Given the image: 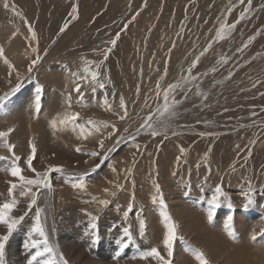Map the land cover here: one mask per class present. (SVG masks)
<instances>
[{"label":"rangeland","instance_id":"374dc122","mask_svg":"<svg viewBox=\"0 0 264 264\" xmlns=\"http://www.w3.org/2000/svg\"><path fill=\"white\" fill-rule=\"evenodd\" d=\"M4 2L0 0V47L7 59L23 76L28 75L26 68L33 56L28 46L37 45V41L31 39L29 24L37 33L43 59L33 70L32 79L24 80L20 90L8 99L5 110L0 112V130L15 128L9 140L16 146V155L22 158V167L30 152L29 141L34 140L38 151L33 166L38 171H44L47 165H62L69 173L89 172L85 191L73 189L65 183L64 177L53 173L54 191L42 193L38 201V206L44 209L41 220L49 242L58 245L68 264H155L151 260L132 259L138 250L153 246L165 253L159 209L151 203L153 180L161 185L168 210L178 225V235L188 245L202 251L208 264H264V237L258 236L255 243L250 239L253 229L259 232L264 227V96L260 95L264 92V0H252L248 16L225 39L216 42L213 38L220 23L235 22L247 0L245 5L239 0H147V6L145 0H7L8 9L3 7ZM74 6L78 7L75 17L72 15ZM229 7L233 9L231 15L227 14ZM65 23L68 27L61 33ZM117 33L120 39L100 69L106 88L97 89L93 94L85 81L82 91L89 107L84 109L75 103L73 93V110L81 113L82 120L114 122L120 129L105 141V149L113 150L109 160L100 164L99 157L90 159L83 151L75 152V147L81 143L76 133L70 130L53 133L49 121L65 111L62 93L66 95L73 87L68 69L82 73L85 66L82 57L100 61L102 56L96 53L110 47L108 41ZM253 36L255 40L244 48ZM202 51L205 55L193 70V75L199 79L182 85L191 89L188 98L185 100L183 92L177 90L176 98L181 104L170 122L168 138L141 133L132 141L129 134L135 133L141 118L149 113L145 100L151 108L156 106L155 85L160 83L164 88L176 83L182 75L187 77V68ZM222 59L227 63H222ZM165 67L168 75L160 81ZM9 71L0 59V95L17 83L13 73L9 84ZM108 77L110 83H107ZM37 83L44 86L38 118L30 109ZM198 92L204 93L207 99ZM105 95L114 109L120 97L125 99L129 110L126 120L120 121L99 107ZM125 128H128L127 133L123 131ZM201 132L213 135H198ZM120 136L125 140L115 144ZM97 139L92 137L84 142V151L98 150ZM133 144H138L139 150ZM180 147H184L187 154L177 165ZM0 157L7 158L0 159V169L8 167L11 157L8 150L0 147ZM97 164L100 167L91 171ZM112 167L119 175L112 172ZM126 168L132 170L127 179ZM24 175L32 177L33 173L26 170ZM205 177L207 183H204ZM10 179L13 178L0 171V202L8 199L7 181ZM109 181L123 184L124 190H116ZM248 181H251L253 202L245 208L247 198L243 193L249 191ZM189 183L191 192L185 194ZM217 187L222 188L225 195L221 196V207L215 210L209 222L207 201L216 194ZM105 188L116 191L117 195L106 194ZM133 192L134 212L143 208L147 228L144 237H140L138 221L134 214L130 215L127 223L132 226L135 243L121 251L117 241L127 226L122 214ZM93 197L107 199L110 203L107 207L84 203ZM225 197L230 198L233 208L228 207ZM27 204V199L20 198L13 214L24 215ZM85 211L99 217L100 239L95 245L92 235L86 234L91 231V221ZM228 215L234 216V239L224 229ZM34 223L35 208L9 240L8 264H28L31 254L24 245ZM4 233L5 229L0 227V234ZM172 261L173 264L186 261L198 264L187 245L179 240Z\"/></svg>","mask_w":264,"mask_h":264},{"label":"snow or ice","instance_id":"6c2138e0","mask_svg":"<svg viewBox=\"0 0 264 264\" xmlns=\"http://www.w3.org/2000/svg\"><path fill=\"white\" fill-rule=\"evenodd\" d=\"M241 5H245V0H239ZM145 6H147V0H145ZM3 7L5 9L9 8V3L5 0ZM264 7V5H262ZM15 9L13 8V11ZM252 10V0H247L245 9L241 11L239 18L232 23L228 21H223L220 23L219 28L215 32V36L213 38V42L221 41L226 38L232 31H234L241 21H243ZM233 9L231 7L228 8L227 14L231 15ZM78 12V7L74 6L72 8V15L75 17ZM19 15V13H17ZM139 15V13H137ZM68 27V24L65 23L64 27L60 29V32L63 33L65 29ZM28 31L31 33V39L37 41V45L33 46L29 44L28 47L31 48L33 56L29 59V63L27 65L26 71L28 75L23 76L19 70L7 59L5 56V51L3 47H0V59H3L4 64L8 66L10 71L8 72V82L11 84V78L13 73L15 74L17 83L14 87L11 88L10 91L3 93L0 95V112L5 110V105L8 99L15 95L21 88L25 79L31 80L33 70L36 68L38 64H40L43 56L39 52L38 48V39L37 33L32 28L31 24L28 25ZM259 35V33H257ZM255 36L251 37L248 43L244 44V48H247L249 44L255 40ZM120 39V34L117 33L116 36L108 41L110 47L105 49H100L97 52V55L102 56L100 61L88 60L87 58L82 57V62L85 65L83 68V72H75L73 73L70 69L69 77L70 81L73 85L71 91H67L66 95L62 93L64 96V108L65 111L63 113H57L50 121L49 126L53 130V133L61 130H70L73 133H76V138L81 143H79L75 147L76 153L84 152L90 159L99 157L100 164H103L105 161L109 160V154L112 152V148L105 149V141L111 139L120 129L117 127L116 123L109 121H100L94 119H81V113L79 111H74V101H73V93L76 94L75 103L79 105L82 109L88 108L89 104L85 101V93L82 91L84 87V82L90 85V91L95 94L97 89H105L106 82L101 79L100 69L104 65V63L108 60L109 55L112 53L113 49L116 47L117 42ZM175 47V45H173ZM212 44H208V48L210 49ZM242 50V49H241ZM44 55H47L45 52ZM205 55V52H200L199 56L195 57L194 60L190 63L187 68V77L183 75L180 77L176 83H170L166 85L164 88L161 87L160 83L155 85V98L154 103L156 104L155 108H151L148 105L147 100H145V107L149 108V113L142 117V122L136 128L134 134H129L130 139L135 141L137 136L141 133H147L152 137L162 136L165 139L168 138V130L170 127V122L172 119L176 117V109L180 106L181 101L176 98L177 90L183 92L184 99L188 98L187 93L191 91L190 88H182V85L185 83H191L199 79L198 76L193 75V70L196 69L200 63L201 57ZM170 59V54H169ZM222 63H227L226 59L221 60ZM161 72L160 69L157 70ZM213 72L216 71L215 68L212 69ZM168 75V69L165 67L162 70V74L160 75V81H163ZM207 75V73H204ZM110 77L107 78V83H110ZM253 87H256V84H253ZM44 93V86L42 84L37 83L35 86V95L30 104V109L34 110L36 117L38 118L41 113L42 108V98ZM140 88L137 87L136 95L139 96ZM198 95L203 96L204 99H207V96L198 92ZM114 95V94H113ZM261 96H264V92L260 93ZM99 107L103 108L104 111L112 113L116 116L120 121H124L129 116L128 104L126 103L123 97L119 98V103L115 107H113V103L109 101L107 95L104 96L103 102L99 105ZM253 116L256 115L255 112L252 113ZM15 131L14 127H9L6 130H0V147H3L8 150L11 154L9 166L0 171H4L7 175L12 177L7 181L8 189L7 196L8 199L0 202V227L5 229L4 234H0V264H8L6 258V248L9 243L10 238L14 234V232L21 225L25 216L28 215L29 212L35 208V223L31 228V231L28 233V239L24 245L25 249L29 251L30 260L28 264H68V261L65 259L63 254L59 252L58 245L49 242V237L47 232L45 231V227L42 223L41 217L44 214V209L38 206V201L41 199V195L44 192L51 194L54 191V187L52 184V174L57 173L65 178V183L69 184L73 189H78L85 191L87 189V177L89 175L88 171L83 173H69L62 165H47L44 171H38L36 167L33 166V162L37 159V145L34 140L29 141L30 152L24 161L25 166H21L22 158L15 153V145L12 144L9 140L11 134ZM125 133L128 132V128L123 130ZM174 135H178V133H173ZM200 136H211L212 133L201 132L198 133ZM98 137L97 139V148L98 150L93 151H84L85 143L89 140V138ZM125 140L124 136H120L115 140V144H120L121 141ZM256 141H251L250 143L254 144ZM133 147L139 150L138 144H133ZM239 147V145H237ZM180 156L176 158V163L179 165L183 157L186 156L187 150L184 147H180ZM211 149H208V153H210ZM208 153L205 154V160L208 159ZM248 156H251V150L248 151ZM0 159H7L4 157H0ZM186 162V161H184ZM85 163H88L86 160ZM133 165L135 164V160H133ZM100 164L95 165L91 171H95L96 168L100 167ZM235 166L233 165V168ZM29 171L33 173L32 177H28L24 175L25 171ZM112 172L117 173V169L112 167ZM125 179L132 175L131 169H124ZM210 172V169H209ZM175 175V172L173 173ZM133 187L135 186V182L133 181ZM204 183H207V177H205ZM109 184L113 186L118 191H123V184L117 181H109ZM249 191L244 192L243 196L247 198V204L244 205L247 208L253 201L251 199V181H248ZM152 187L154 189L153 194L151 195V203L158 207L159 216L161 218V224L164 229L162 235V246L165 250V253L162 254L159 247H150L144 250H138L137 255L133 256L134 260L141 261H154L155 264H173L172 258L174 255V248L179 240L181 243L187 245V250L193 255L198 264H208L207 259L202 251L197 248L192 247L187 244V241L184 240L182 236L178 235V225L173 220L169 210L168 204L165 200L164 192L161 188V185L153 180ZM104 192L110 196L115 197L117 195L116 191H109L108 188L104 189ZM191 192V184L186 185V193L190 194ZM215 193L210 200L207 201L208 209H207V220L212 222L215 210L221 207V196L225 194L222 191V188L217 187L215 189ZM20 198H25L28 200L27 208L24 212V215L19 217L15 216L13 213L17 210L20 204ZM228 199V207L233 208V204L231 203L230 198ZM84 203H95L99 204L103 207H107L110 203L107 199H98L93 197L92 200L84 201ZM135 207V193L133 192L131 195V202L128 204L126 210L122 214L123 221L127 223L129 221L130 215H135L136 220L139 225V235L140 237H144L147 224L146 220L142 216L143 208H140L138 211L134 212ZM119 211V209H117ZM85 215L90 217V234L92 235V243L95 245L98 243L100 237L97 233L98 227V216L92 215L85 211ZM234 216L228 215L224 224V229L227 235L231 238H235V232L233 227ZM132 226L130 223H127V226L124 228L122 237L117 241L119 248L121 251L127 249L130 245L135 243L133 238ZM36 236L39 239L35 238ZM259 237H264V227L257 232L255 229L251 232L250 239L252 242H257ZM120 252L117 253V259L119 258Z\"/></svg>","mask_w":264,"mask_h":264},{"label":"bare ground","instance_id":"6f19581e","mask_svg":"<svg viewBox=\"0 0 264 264\" xmlns=\"http://www.w3.org/2000/svg\"><path fill=\"white\" fill-rule=\"evenodd\" d=\"M12 48V47H11ZM6 49V48H5ZM10 49V48H9ZM13 49V48H12ZM11 53H13V52H11ZM19 54H21V53H19ZM10 55V54H9ZM23 57V56H22ZM19 61H20V58H18L16 61H15V63H16V65L19 63ZM23 61V60H22ZM19 66V65H18ZM55 105V104H54ZM53 110H54V108H53ZM45 115V114H44ZM123 165V164H122ZM124 166V165H123ZM58 197V196H57ZM185 211V210H184ZM182 213V212H181ZM190 214V213H189ZM189 218H190V216H189ZM207 236V235H206ZM15 254V253H14ZM176 258V257H175ZM231 258V257H230ZM234 261V260H233ZM185 262V261H184ZM183 264H187V261L185 262V263H183ZM193 264V263H192ZM224 264H228V263H224ZM231 264H234V263H231Z\"/></svg>","mask_w":264,"mask_h":264}]
</instances>
